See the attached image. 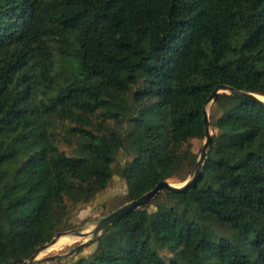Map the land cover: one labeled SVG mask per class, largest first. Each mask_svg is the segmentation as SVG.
I'll list each match as a JSON object with an SVG mask.
<instances>
[{
    "label": "trees",
    "instance_id": "1",
    "mask_svg": "<svg viewBox=\"0 0 264 264\" xmlns=\"http://www.w3.org/2000/svg\"><path fill=\"white\" fill-rule=\"evenodd\" d=\"M219 84L264 95V0H0V264L72 227L115 173L129 201L185 181ZM214 104L196 181L66 264H264V107Z\"/></svg>",
    "mask_w": 264,
    "mask_h": 264
},
{
    "label": "rangeland",
    "instance_id": "2",
    "mask_svg": "<svg viewBox=\"0 0 264 264\" xmlns=\"http://www.w3.org/2000/svg\"><path fill=\"white\" fill-rule=\"evenodd\" d=\"M240 100L239 99H234V98H227L226 100H223L221 103V109L223 112H228L232 111L237 104H239ZM215 108L214 101H211L207 105V112L209 116H211L212 110ZM221 111V112H222ZM218 112V116H220L222 113ZM212 127V126H211ZM212 132L214 133L215 130L212 128ZM205 142L204 140H198V139H193L191 140V148H192V153H191V158H190V163L191 162H196L200 156V152L202 149V146ZM65 150H68L69 148L64 144L62 146ZM211 156H215V152L211 151L210 152ZM131 153L129 151H122L118 162H115L114 165H124L131 159ZM192 175V174H191ZM191 175L188 176V178L191 177ZM173 183H182V181H179L178 179H171L170 180ZM184 182V181H183ZM129 202V198L127 195L126 191V184L122 180V178L118 175V173L114 174L113 181L110 184L109 188L107 191L102 193L101 195H98L96 200H93L92 202H89L86 205H82L78 207L71 215V221H73L72 227H70L65 231H72L68 234L71 235H77L73 230H80L84 232V235H79L81 236L79 240L73 242L72 244L69 245H63L58 249L51 250V251H46L41 254V256L45 255H58L57 258H55L52 261H55L58 259V257H63L62 263H67L70 260V253H73V251L78 247V246H85L84 251L85 252H92L96 248V238L98 236H103L105 238L106 243L111 246L112 248H117L120 247L121 245L124 244V240L122 238V235L116 231V229L112 228L110 230H102L99 232H92L94 230L95 226L97 223L104 218L106 215H108L110 212L118 209L119 207L125 205L126 203ZM154 207V205L150 206V208ZM86 220V221H85ZM85 221V222H83ZM74 233V234H73ZM163 255L165 256L166 260L168 261L169 256L171 253L168 251H163ZM51 264H57L56 261L52 262Z\"/></svg>",
    "mask_w": 264,
    "mask_h": 264
},
{
    "label": "water",
    "instance_id": "3",
    "mask_svg": "<svg viewBox=\"0 0 264 264\" xmlns=\"http://www.w3.org/2000/svg\"><path fill=\"white\" fill-rule=\"evenodd\" d=\"M219 93H228V94H233L235 96H238L240 98H247L250 99L261 106L264 107V100L261 98V94L254 93V92H248V91H243L236 89L233 86L227 85V84H219L211 93V95L208 97L206 106L204 109V126H205V142L202 146L200 156L198 160L195 163L193 173L190 178H187L184 182L182 183H173L170 181H162L158 183L152 190L148 191L141 197L131 200L125 205L119 207L118 209L110 212L108 215H106L104 218H102L97 225L95 226L94 230L92 232L96 231H102L106 228H108L110 225L115 224L120 218H122L125 214L135 211L138 208L144 207L148 205L160 192L164 190H170V191H180L185 188H187L189 185H192L198 175L201 172L202 166L204 161L207 158L208 154V149L209 146L212 142L213 138V132H212V127H211V121H210V116L207 112V105L211 102L214 101L216 96ZM77 235H84L85 233L80 231V230H73ZM72 231H65V232H58L53 239L50 242H47L41 246H39L36 251L30 256L29 259L25 260L22 264H34L37 261L43 260V261H51L57 258L56 255H45L41 256L42 253L46 252L53 244H55L59 238L64 235L68 234ZM79 247V246H78Z\"/></svg>",
    "mask_w": 264,
    "mask_h": 264
},
{
    "label": "bare ground",
    "instance_id": "4",
    "mask_svg": "<svg viewBox=\"0 0 264 264\" xmlns=\"http://www.w3.org/2000/svg\"><path fill=\"white\" fill-rule=\"evenodd\" d=\"M261 98L264 100V95L261 96ZM74 234V233H73ZM81 236L79 235H71V234H64L62 235L59 240L53 244L49 249L48 251H51V250H55V249H58L60 248L61 246L63 245H69V244H72L73 242L79 240Z\"/></svg>",
    "mask_w": 264,
    "mask_h": 264
}]
</instances>
